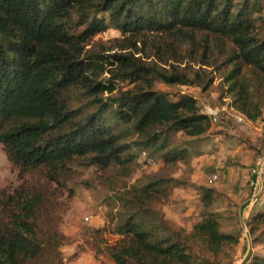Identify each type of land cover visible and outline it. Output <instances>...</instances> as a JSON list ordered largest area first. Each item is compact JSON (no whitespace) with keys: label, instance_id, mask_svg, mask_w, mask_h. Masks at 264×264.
I'll use <instances>...</instances> for the list:
<instances>
[{"label":"trees","instance_id":"16d2710c","mask_svg":"<svg viewBox=\"0 0 264 264\" xmlns=\"http://www.w3.org/2000/svg\"><path fill=\"white\" fill-rule=\"evenodd\" d=\"M110 29L121 38L87 49ZM138 44L158 63L135 57ZM222 68L233 105L251 121L259 119L264 0H0V143L21 180L36 170L46 173L42 190L32 187L20 197L21 215L1 203L0 264L57 258L62 241L49 216L53 184L74 166L94 164L119 192L139 160L122 144L126 137L140 139L142 149L168 167L200 154L214 133L209 116L195 98L174 100L155 85L207 89L212 70ZM179 134L194 143H180ZM170 182L160 173L124 187L111 229L125 243L106 247L115 264H212L194 252L193 237L214 256L240 243V235L221 230L213 189H201L194 231L172 230L155 208ZM41 212L50 218L45 235L36 230ZM248 228L252 251L242 264H264V208L253 210Z\"/></svg>","mask_w":264,"mask_h":264},{"label":"rangeland","instance_id":"374dc122","mask_svg":"<svg viewBox=\"0 0 264 264\" xmlns=\"http://www.w3.org/2000/svg\"><path fill=\"white\" fill-rule=\"evenodd\" d=\"M202 37L198 35L197 40ZM116 38H121V34L110 29L93 38L87 49L98 47L101 43L109 46ZM153 44L158 42L152 43L150 48ZM141 48L142 45L138 44V50ZM133 53L144 62H157L154 57L152 60L147 59L141 50H134ZM163 68L166 66L160 65L157 69L164 72ZM212 72L209 76L214 80L207 89L205 84L170 86L159 81L155 85L157 91L174 100L188 95L195 98L204 111L215 109L220 112V121L212 128L214 133L211 135V144L207 142L200 145L201 153L191 156L186 163L168 167L155 155H151L150 151L142 149L140 139L126 137L122 144L128 146L132 153L139 154V160L138 165L133 167L134 172L123 179L125 185L119 186V192L110 189L107 183L110 178L105 181L102 179L99 166H74L68 171V178H62L61 184H53L56 192L51 198L53 208L49 210V216L52 218V229L58 232L62 241L58 256L30 264H115L106 247H117L125 243L123 237L113 234L111 229L120 212L119 197L125 192L126 185L130 187L154 180L160 173L172 179V182L165 188L164 195L157 197L155 208L164 214L172 230H183L187 235L191 234L201 220V189H213V210L221 215V230L240 235L239 244L226 246L218 256H214L193 237L191 245L195 253L212 264H242L247 259L252 251L248 221L253 210L264 208V178L255 201L252 200V190L248 184L250 170L257 157L264 152V102L263 115L251 121L233 105V98L228 91L229 84L224 78L227 71L222 68L213 69ZM120 87L128 89L126 83ZM242 115L245 122L236 123L234 117ZM221 133L224 134L221 136ZM176 140L185 144L194 143V140L182 134ZM148 156L154 161L153 164L146 161ZM212 173L220 175V181L216 184L208 183ZM18 174V168L10 162L0 143V205L4 203V210L10 209L13 215H21V210L17 209V203L22 202L19 201L20 197L32 187L42 190L46 182V173L38 170L27 175L25 180H21ZM32 192L37 194L38 191ZM49 216L46 212L38 215V234L45 235L43 233L48 230ZM11 220V217L8 218V222Z\"/></svg>","mask_w":264,"mask_h":264},{"label":"built area","instance_id":"2783aa9c","mask_svg":"<svg viewBox=\"0 0 264 264\" xmlns=\"http://www.w3.org/2000/svg\"><path fill=\"white\" fill-rule=\"evenodd\" d=\"M204 113L209 116L211 122L213 125L219 123L220 121V112H218L215 109H205ZM236 123H244L245 118L244 116H236L234 117ZM146 155V153H143ZM147 159V158H146ZM148 162L153 164L154 161L152 159H148ZM264 178V152L257 157L256 162L252 166L250 170V178L248 181L249 187L252 190V200L255 201V198L259 191L262 189V182ZM220 181V175L218 173H212L208 177V183L209 184H216ZM86 220H89V218H86Z\"/></svg>","mask_w":264,"mask_h":264}]
</instances>
